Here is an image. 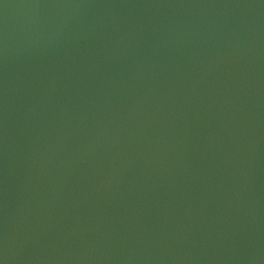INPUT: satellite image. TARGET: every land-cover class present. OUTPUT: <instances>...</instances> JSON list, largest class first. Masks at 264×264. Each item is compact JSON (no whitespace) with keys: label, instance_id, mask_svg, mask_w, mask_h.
<instances>
[{"label":"water","instance_id":"95a60500","mask_svg":"<svg viewBox=\"0 0 264 264\" xmlns=\"http://www.w3.org/2000/svg\"><path fill=\"white\" fill-rule=\"evenodd\" d=\"M0 264H264V0H0Z\"/></svg>","mask_w":264,"mask_h":264}]
</instances>
